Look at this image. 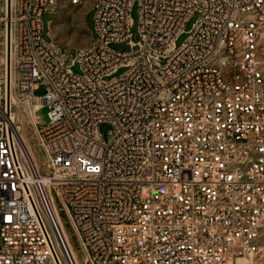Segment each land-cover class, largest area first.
Returning a JSON list of instances; mask_svg holds the SVG:
<instances>
[{"label": "built area", "instance_id": "1", "mask_svg": "<svg viewBox=\"0 0 264 264\" xmlns=\"http://www.w3.org/2000/svg\"><path fill=\"white\" fill-rule=\"evenodd\" d=\"M84 1L0 0V264H77L58 199L85 264H264V0H93L73 56L42 18Z\"/></svg>", "mask_w": 264, "mask_h": 264}, {"label": "rangeland", "instance_id": "2", "mask_svg": "<svg viewBox=\"0 0 264 264\" xmlns=\"http://www.w3.org/2000/svg\"><path fill=\"white\" fill-rule=\"evenodd\" d=\"M93 0H85L80 6L71 5L68 2H61L56 10V13L46 12L43 14V25L44 31L43 36L46 40L54 42L59 45L63 50L72 51L73 56L77 55V51L88 46L95 37L94 26H95V12L91 10ZM131 17L133 19V40L137 42L139 39V22L140 15L138 6L135 5L131 12ZM199 15H193L185 26V31L180 35L177 40V45H182L183 42L189 36L190 31L193 29ZM51 33V35H50ZM52 36V37H51ZM112 48L120 51H131L132 46L127 43H113ZM127 71V68L119 69L116 76H119ZM74 72L81 74L80 64L74 66ZM37 96H44L47 93V88L45 85H40L36 90ZM28 107L16 106V112L19 114V123L22 125V132L27 139L32 144L34 152L38 157V162L40 169L43 171L47 170L46 156L40 144L39 135L37 129L34 125V121L27 114ZM48 120V108L41 110V118ZM112 126L109 123H103L100 125V130L105 135L111 130ZM59 207H61L60 218L67 230L70 241L73 245L75 253L78 257L80 264H85V252L80 244L78 235L74 226L72 225L71 219L62 208V203L57 200ZM60 211V210H59Z\"/></svg>", "mask_w": 264, "mask_h": 264}, {"label": "bare ground", "instance_id": "3", "mask_svg": "<svg viewBox=\"0 0 264 264\" xmlns=\"http://www.w3.org/2000/svg\"><path fill=\"white\" fill-rule=\"evenodd\" d=\"M18 100H19V99H18L17 97H14V101H16L17 106L20 105V106H22L23 108H25V107H26V104H25V103H20ZM17 116H18V122H19V114H18V113H17ZM19 124H20V123H19ZM20 128H21V133H22L23 140L25 141V143H26V145H27V147H28L30 153L33 155V158L35 159V161H36L38 167L40 168V166H39V162H38V157H37L36 153L34 152V149H33V147H32V144H31L30 141L27 139V136H25L24 133L22 132V129H23L22 125H20ZM47 170H48V167H47ZM57 211H58V214H59V219H60L61 225H62V227H63V231H64V233H65L66 239H67V241L69 242V245H70V248H71V251H72V255L74 256V259L76 260L77 264H80V263H79V260H78V257H77V255H76V253H75V250H74V248H73V245H72V243H71V241H70L69 234H68L67 230L65 229L64 224H63V222H62V220H61V218H60V211H59V209H57Z\"/></svg>", "mask_w": 264, "mask_h": 264}, {"label": "water", "instance_id": "4", "mask_svg": "<svg viewBox=\"0 0 264 264\" xmlns=\"http://www.w3.org/2000/svg\"><path fill=\"white\" fill-rule=\"evenodd\" d=\"M10 72H11V47H10V33L8 35V91L10 95Z\"/></svg>", "mask_w": 264, "mask_h": 264}]
</instances>
